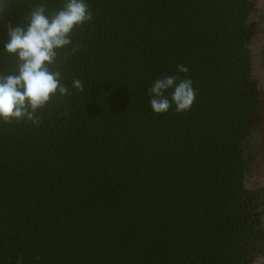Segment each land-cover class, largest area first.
Returning <instances> with one entry per match:
<instances>
[{
    "label": "trees",
    "instance_id": "trees-1",
    "mask_svg": "<svg viewBox=\"0 0 264 264\" xmlns=\"http://www.w3.org/2000/svg\"><path fill=\"white\" fill-rule=\"evenodd\" d=\"M257 1L85 0L92 20L72 37L80 48L58 58L70 95L38 111V125L0 121V264L264 256V190L245 185L263 122ZM64 2L11 0L0 16V74L16 65L4 51L7 26ZM173 75L192 80L196 99L156 114L149 89Z\"/></svg>",
    "mask_w": 264,
    "mask_h": 264
},
{
    "label": "clouds",
    "instance_id": "clouds-1",
    "mask_svg": "<svg viewBox=\"0 0 264 264\" xmlns=\"http://www.w3.org/2000/svg\"><path fill=\"white\" fill-rule=\"evenodd\" d=\"M11 0H0V16ZM92 20V13L85 0H65L58 10L47 12L41 4L25 17V23L7 26L8 40L4 51L15 57V71L0 74V121L4 124L21 123L25 120L39 124L36 113L45 109L54 98L70 95L62 82L58 67L60 50L70 48L75 55L79 44H73V33ZM177 71L186 73L184 65ZM72 86L83 92V83L75 79ZM169 90H172L170 94ZM150 106L154 113L190 110L196 99L191 79L175 75L157 79L149 89ZM39 259V257H37ZM18 257L16 264H22Z\"/></svg>",
    "mask_w": 264,
    "mask_h": 264
},
{
    "label": "rangeland",
    "instance_id": "rangeland-1",
    "mask_svg": "<svg viewBox=\"0 0 264 264\" xmlns=\"http://www.w3.org/2000/svg\"><path fill=\"white\" fill-rule=\"evenodd\" d=\"M258 16L260 19H256L255 32L257 37L252 47L253 57H254V74L255 77L259 80L261 85V90L263 92L262 98V115L263 122L259 128V147L257 149V155L255 162L251 167V171L248 173L245 185L249 190H264V37L263 34L259 31L264 24V0L257 1ZM254 264H264V256L260 257Z\"/></svg>",
    "mask_w": 264,
    "mask_h": 264
}]
</instances>
